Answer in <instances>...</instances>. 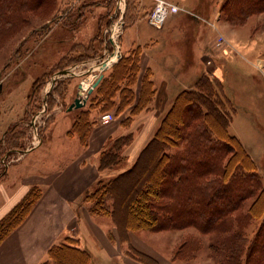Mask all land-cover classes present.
I'll use <instances>...</instances> for the list:
<instances>
[{
    "label": "rangeland",
    "instance_id": "1",
    "mask_svg": "<svg viewBox=\"0 0 264 264\" xmlns=\"http://www.w3.org/2000/svg\"><path fill=\"white\" fill-rule=\"evenodd\" d=\"M166 1L184 9L159 15L156 0H54L49 7L41 5L28 12L15 30L0 39V158H3L0 173L6 170L0 176V222L34 188L31 186L8 209L14 200L7 193L8 188L20 183L22 176L46 175L48 168L64 160L63 150L75 154L77 148L84 149L92 129L105 124L101 121L104 108L115 116L131 113L130 106H105L101 97H97L88 115L90 131L86 130L82 139L79 133L70 131L80 109L90 106L97 86L121 55L134 53L139 46L143 55L145 47L155 40L160 41L173 72L160 70L156 79L159 84L166 80L170 92L176 94L193 88L205 73L219 79L223 96L229 100L226 107L232 115L230 131L255 159L264 182V12L251 15L246 23L234 25L222 11L226 0ZM114 15L119 17L109 25ZM43 26L46 27L41 29ZM115 55L108 64L109 56ZM89 56L95 58L70 65L73 58ZM104 60L108 64L105 67ZM65 70L72 71L59 73ZM78 73L84 77L77 78ZM41 80L44 82L37 86ZM13 113L17 114L9 122ZM20 120L22 124L9 133L11 126ZM36 126L40 128L43 143L24 154ZM123 130L125 127L120 126V132L111 137L107 146ZM16 146L23 148L11 150ZM131 163L126 159L122 166L107 170L102 177L108 179ZM35 186L36 191L42 188ZM252 200L245 202L244 210ZM96 216L100 217L114 248L109 250L102 243L104 247L101 244L100 250H95L84 241L83 247L92 253L91 264H146L127 252L129 243L153 256L158 264H218L221 256L211 248L215 233L201 234L192 226L160 231L140 229L130 231L136 232V236L122 242L115 234L112 217ZM261 220L258 216L249 225L250 237ZM9 230L2 228L0 237ZM188 236H198L202 247L195 256L187 252L176 257L177 249ZM98 239L101 243V237Z\"/></svg>",
    "mask_w": 264,
    "mask_h": 264
},
{
    "label": "trees",
    "instance_id": "2",
    "mask_svg": "<svg viewBox=\"0 0 264 264\" xmlns=\"http://www.w3.org/2000/svg\"><path fill=\"white\" fill-rule=\"evenodd\" d=\"M53 1L0 0V39L15 30L28 12L41 5L49 7ZM222 11L234 25H241L251 15L264 12V0H226ZM118 17L114 15L109 25ZM141 56L140 46L134 53L121 55L97 86L90 106L80 109L70 131L79 133L81 139L86 130L90 131L88 115L97 97H101L105 106L131 107V113L121 122L125 128L130 127L136 115L151 107L157 91L151 67L144 72L139 96L135 88L142 69ZM93 58H73L70 65ZM227 101L219 79L208 73L202 74L193 88L179 91L137 158L114 176L101 177L95 188L86 192L84 201L89 203L90 212L111 216L122 242L129 241L130 231L192 226L201 234H216L211 248L221 253L218 264H264V182L255 159L230 131L232 115L227 110ZM20 124L22 121H17L8 132H14ZM39 134L42 137L41 131ZM134 136V132L116 136L103 149L99 158L101 171L115 170L124 164L127 159L124 151ZM22 148L16 146L11 150ZM2 160L1 157V164ZM33 189L36 186L2 219L0 233L3 228L10 229L9 234L29 214L43 191ZM250 198L253 200L244 210ZM258 216L261 223L250 237L248 227ZM8 234L1 236L0 242ZM202 245L198 236H188L175 256L187 252L195 256ZM127 252L146 264H158L153 256L131 243ZM91 262L92 253L81 247L78 240L68 238L53 245L48 258L40 264Z\"/></svg>",
    "mask_w": 264,
    "mask_h": 264
},
{
    "label": "crops",
    "instance_id": "3",
    "mask_svg": "<svg viewBox=\"0 0 264 264\" xmlns=\"http://www.w3.org/2000/svg\"><path fill=\"white\" fill-rule=\"evenodd\" d=\"M140 41H142L140 43L144 42L143 36L140 37ZM171 42L173 41L171 40ZM160 44V41L155 40L150 45L152 47H145L142 55L143 66L135 86L139 96L144 72L148 67H151L157 87L152 105L149 109L136 115L130 127L116 135L135 133L133 141L124 151L130 162L137 158L140 151L152 138L177 95V93L170 92L166 80L159 84L156 79L160 70L165 73H173L168 62L170 60L167 58L166 52L161 49ZM80 77L84 76L79 74L77 78ZM16 114H10L8 121L11 122L12 117H15ZM126 116L125 113H121L109 123L96 125L92 129L84 149L77 148L75 154L70 151L66 153L67 151L63 150L64 154H61L65 156L64 160L55 167L48 168V174L29 175L26 173L20 179V183L12 187L13 190L8 188L9 192L7 191V193L14 198L8 209L18 203L31 186L40 185L43 191L22 223L0 242V264H40L48 258L49 249L53 245L70 237L80 240L81 247L85 241L95 250H100L102 243L109 247V250L114 248L102 222L98 219L100 217L90 212V207L84 201V196L106 172L99 168L100 154L111 137L120 132L121 121ZM42 143L43 138L40 137L35 127L29 144H34L33 148H35ZM30 150H25L24 154ZM114 228L117 238L120 239L117 226ZM136 234V232H129L130 239L134 238ZM98 237H101V243ZM120 247L123 248L122 243H120ZM122 252L124 251L122 250Z\"/></svg>",
    "mask_w": 264,
    "mask_h": 264
},
{
    "label": "built area",
    "instance_id": "4",
    "mask_svg": "<svg viewBox=\"0 0 264 264\" xmlns=\"http://www.w3.org/2000/svg\"><path fill=\"white\" fill-rule=\"evenodd\" d=\"M156 13L159 15H165L169 12H176L184 9L182 6L168 2L166 0H156ZM108 63V62H107ZM115 119V114L112 112H105L101 115L102 123H109ZM37 128V126H36ZM29 147V146H27Z\"/></svg>",
    "mask_w": 264,
    "mask_h": 264
},
{
    "label": "bare ground",
    "instance_id": "5",
    "mask_svg": "<svg viewBox=\"0 0 264 264\" xmlns=\"http://www.w3.org/2000/svg\"><path fill=\"white\" fill-rule=\"evenodd\" d=\"M118 27L116 26V29H117ZM116 58V55L115 56H109V58H108V60H107V62H108V64H110L114 59ZM104 62H105V60H104ZM71 71L72 70H68V71H65V72H63L64 74H69V73H71ZM62 73V74H63Z\"/></svg>",
    "mask_w": 264,
    "mask_h": 264
},
{
    "label": "water",
    "instance_id": "6",
    "mask_svg": "<svg viewBox=\"0 0 264 264\" xmlns=\"http://www.w3.org/2000/svg\"><path fill=\"white\" fill-rule=\"evenodd\" d=\"M103 65V67H105V66H107L108 64L106 63V61L102 64ZM66 71V70H65ZM65 71H60L59 73H61V72H65Z\"/></svg>",
    "mask_w": 264,
    "mask_h": 264
}]
</instances>
